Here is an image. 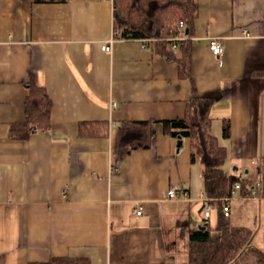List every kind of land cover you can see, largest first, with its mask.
Instances as JSON below:
<instances>
[{"label": "crops", "instance_id": "obj_1", "mask_svg": "<svg viewBox=\"0 0 264 264\" xmlns=\"http://www.w3.org/2000/svg\"><path fill=\"white\" fill-rule=\"evenodd\" d=\"M197 2V94L215 99L211 132L227 148L224 171L256 181L264 159V0ZM113 33V0H0V264L55 257L187 264L191 234L206 227L216 241L223 224L251 231L264 251V197L243 196L239 186L209 203L190 138L179 147L159 133L151 149L120 147L122 121L184 117L192 85L155 40L143 47ZM214 37L224 42L221 63L209 49ZM30 80L51 97V127L21 140L12 126L25 121ZM97 121L109 123L107 137L79 135L80 123ZM175 185L186 194L179 200L167 197Z\"/></svg>", "mask_w": 264, "mask_h": 264}, {"label": "trees", "instance_id": "obj_2", "mask_svg": "<svg viewBox=\"0 0 264 264\" xmlns=\"http://www.w3.org/2000/svg\"><path fill=\"white\" fill-rule=\"evenodd\" d=\"M35 3H62L68 0H33ZM198 15L197 0H113V34L117 40H155L156 50L169 61L176 62L179 77L192 85V97L184 117L165 120H127L118 124L120 147L137 150L154 147L155 137L161 133L178 140L191 139V161L204 166L205 192L209 203L232 197L240 186L241 194L249 196L253 189L257 197H264V159L257 161V179L227 174L223 166L227 148L211 132L213 97H199L192 75V40ZM176 45V47H174ZM26 118L12 126V134L21 140L51 127L52 100L48 91L35 80L25 84ZM110 125L106 121L82 122L79 135L87 138L107 137ZM223 137L229 138L231 125L223 121ZM257 183L260 185L257 186ZM192 253L187 264H264V251L252 245V233L246 228L222 225V235L211 239L206 227L191 236ZM32 264H90L87 258L55 257L48 262Z\"/></svg>", "mask_w": 264, "mask_h": 264}, {"label": "built area", "instance_id": "obj_3", "mask_svg": "<svg viewBox=\"0 0 264 264\" xmlns=\"http://www.w3.org/2000/svg\"><path fill=\"white\" fill-rule=\"evenodd\" d=\"M140 41L142 42L143 47H146L145 45H146L147 42L154 41V40L144 39V40H140ZM112 42L113 41H110V42H107V43L103 44L101 46V49L104 52H111L112 51ZM174 47H176V45H174ZM209 49L211 50L212 54L219 59V62L221 63L222 62V56H223L224 51H225L223 39L219 38V37L210 38V40H209ZM115 105L116 104L114 103L113 106H115ZM259 185L260 184L257 183V186H259ZM253 192L255 194V190L254 189H253ZM185 195H186L185 192H182L181 188L179 186H176V185L172 186L167 192V197L170 198V199L179 200L182 196H185ZM225 200H227V199H225ZM211 210H212L211 205H208L206 207V210H205V219L206 220L209 219ZM223 212H224L225 217L229 216V207H228V205H225L223 207ZM139 214H141V211L139 212Z\"/></svg>", "mask_w": 264, "mask_h": 264}]
</instances>
